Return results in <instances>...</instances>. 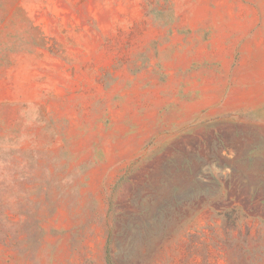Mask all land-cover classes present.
Segmentation results:
<instances>
[{
    "label": "rangeland",
    "instance_id": "374dc122",
    "mask_svg": "<svg viewBox=\"0 0 264 264\" xmlns=\"http://www.w3.org/2000/svg\"><path fill=\"white\" fill-rule=\"evenodd\" d=\"M0 264H264V0H0Z\"/></svg>",
    "mask_w": 264,
    "mask_h": 264
}]
</instances>
